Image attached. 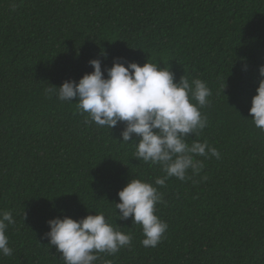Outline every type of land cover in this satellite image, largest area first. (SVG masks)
<instances>
[{
    "label": "trees",
    "instance_id": "1",
    "mask_svg": "<svg viewBox=\"0 0 264 264\" xmlns=\"http://www.w3.org/2000/svg\"><path fill=\"white\" fill-rule=\"evenodd\" d=\"M115 58L169 66L176 82L199 78L212 92L207 127L187 143L207 140L220 158L196 157L198 175L159 188L168 229L155 248L113 204L131 179L154 185L160 166L121 144L124 122L86 123L75 100L45 94ZM260 66L264 0H0V211L15 220L0 264H63L47 221L96 212L133 236L96 264H264V131L249 115Z\"/></svg>",
    "mask_w": 264,
    "mask_h": 264
},
{
    "label": "clouds",
    "instance_id": "2",
    "mask_svg": "<svg viewBox=\"0 0 264 264\" xmlns=\"http://www.w3.org/2000/svg\"><path fill=\"white\" fill-rule=\"evenodd\" d=\"M89 65L93 71L78 82L48 85L45 94L63 103L75 100L80 114L88 116L86 123L113 129L124 122L121 144L134 145L137 160L160 166L164 174L155 179V186L131 179L117 194L120 202L113 204L117 220L131 217L132 223L142 228V245L155 248L168 229V224L155 214L156 205L163 202L159 188L173 177L180 181L191 179L189 171L192 176L198 175L204 162L196 157L220 158V152L207 140L187 143L190 135L207 127L208 118L201 109L210 104L212 92L199 78L190 81L184 75L176 82L169 66L161 68L156 62L148 61L143 66L131 62L125 66L122 58H115L112 67L103 71L99 59L90 60ZM258 71L261 79L249 115L253 125L264 131V66ZM133 135L139 138L138 142ZM14 224L10 211H0V256L13 254L7 231ZM47 224L50 231L44 238L61 254L63 264H96L101 253L115 255L121 248L130 247L133 240L131 232H122L103 212L79 220L57 217Z\"/></svg>",
    "mask_w": 264,
    "mask_h": 264
}]
</instances>
